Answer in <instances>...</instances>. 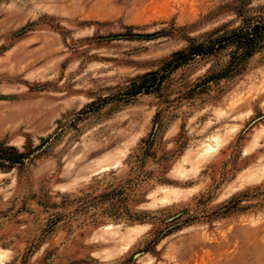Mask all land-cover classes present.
Listing matches in <instances>:
<instances>
[{
	"label": "rangeland",
	"instance_id": "rangeland-1",
	"mask_svg": "<svg viewBox=\"0 0 264 264\" xmlns=\"http://www.w3.org/2000/svg\"><path fill=\"white\" fill-rule=\"evenodd\" d=\"M263 9L0 0V264H264V48L127 94Z\"/></svg>",
	"mask_w": 264,
	"mask_h": 264
},
{
	"label": "trees",
	"instance_id": "trees-1",
	"mask_svg": "<svg viewBox=\"0 0 264 264\" xmlns=\"http://www.w3.org/2000/svg\"><path fill=\"white\" fill-rule=\"evenodd\" d=\"M226 48H232L231 59L219 74V78L240 71L252 56L264 48V12L257 18H244L242 25L234 30L210 38L206 42L194 44L186 52H178L162 68L163 73L149 72L145 74L139 79V83H137L138 81L132 83L127 94L136 96L142 92H151L159 87L173 70L195 56L216 54ZM24 157V154L11 147L7 149V152L0 153V165L3 166L7 162L12 166L23 164Z\"/></svg>",
	"mask_w": 264,
	"mask_h": 264
}]
</instances>
